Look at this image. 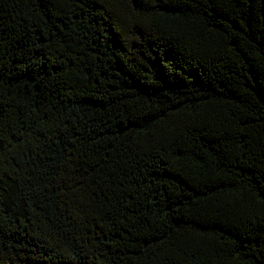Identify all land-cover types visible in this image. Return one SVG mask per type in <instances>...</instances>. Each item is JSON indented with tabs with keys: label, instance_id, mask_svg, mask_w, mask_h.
Returning a JSON list of instances; mask_svg holds the SVG:
<instances>
[{
	"label": "trees",
	"instance_id": "16d2710c",
	"mask_svg": "<svg viewBox=\"0 0 264 264\" xmlns=\"http://www.w3.org/2000/svg\"><path fill=\"white\" fill-rule=\"evenodd\" d=\"M0 264H264V0H0Z\"/></svg>",
	"mask_w": 264,
	"mask_h": 264
}]
</instances>
